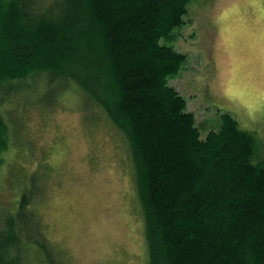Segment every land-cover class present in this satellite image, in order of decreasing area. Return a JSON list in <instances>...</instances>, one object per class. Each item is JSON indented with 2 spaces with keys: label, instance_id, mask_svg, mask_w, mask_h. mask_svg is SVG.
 Here are the masks:
<instances>
[{
  "label": "trees",
  "instance_id": "obj_1",
  "mask_svg": "<svg viewBox=\"0 0 264 264\" xmlns=\"http://www.w3.org/2000/svg\"><path fill=\"white\" fill-rule=\"evenodd\" d=\"M191 1L0 0V169L24 155L27 112L70 88L123 139L147 264H264V137L227 113L204 133L169 85L186 56L167 42ZM18 184L0 206V264L61 263L34 206L41 185Z\"/></svg>",
  "mask_w": 264,
  "mask_h": 264
},
{
  "label": "rangeland",
  "instance_id": "obj_2",
  "mask_svg": "<svg viewBox=\"0 0 264 264\" xmlns=\"http://www.w3.org/2000/svg\"><path fill=\"white\" fill-rule=\"evenodd\" d=\"M184 19L167 45L186 56L169 85L187 112L204 133L227 113L264 137V0H192ZM69 89L45 113L33 108L23 118L24 155L11 152L0 169V206H12L18 183L27 196L41 185L34 206L58 264H147L123 139Z\"/></svg>",
  "mask_w": 264,
  "mask_h": 264
}]
</instances>
